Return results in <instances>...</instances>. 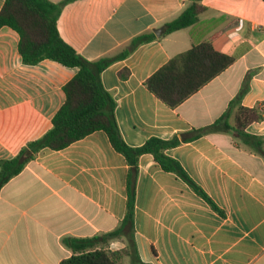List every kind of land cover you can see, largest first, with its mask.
Returning a JSON list of instances; mask_svg holds the SVG:
<instances>
[{
  "label": "crops",
  "instance_id": "crops-1",
  "mask_svg": "<svg viewBox=\"0 0 264 264\" xmlns=\"http://www.w3.org/2000/svg\"><path fill=\"white\" fill-rule=\"evenodd\" d=\"M6 0H0V11ZM60 2L63 0H52ZM190 0H72L61 11L62 37L88 60L118 56L133 38L153 32L101 75L116 101V118L133 147L214 124L229 109V128L167 150L208 194L217 210L152 154L139 158L135 239L150 264H264V0H202L192 26L165 25ZM164 28L158 36L156 29ZM212 40L235 61L175 108L146 85L171 58ZM20 35L0 29V160L16 156L53 126L78 72L51 59L26 64ZM240 97V103H232ZM262 116L237 127L239 107ZM28 154V153H27ZM1 169V168H0ZM126 157L103 130L54 150L44 148L0 190V264H61L73 255L68 238H93L118 229L127 213ZM127 234L111 240L116 251ZM130 257L124 258L130 264Z\"/></svg>",
  "mask_w": 264,
  "mask_h": 264
},
{
  "label": "trees",
  "instance_id": "trees-1",
  "mask_svg": "<svg viewBox=\"0 0 264 264\" xmlns=\"http://www.w3.org/2000/svg\"><path fill=\"white\" fill-rule=\"evenodd\" d=\"M69 1L72 0H6L0 11V29L9 26L20 35L19 51L24 63L37 64L44 59H51L79 69L64 86L66 100L54 115L53 126L44 135L29 142L13 158L0 160V190L42 149L60 150L94 131L103 130L132 168L128 178L126 217L122 225L112 232L93 238H68L67 244L74 253L61 264H125L124 258L127 256L130 257V264H150L141 260L135 239L136 174L139 158L146 153L152 154L164 170L174 172L185 179L220 211L208 194L189 176L182 164L167 154V150L205 133L229 128L230 109L214 124L202 129H193L183 133L181 137L175 136L168 140L153 137L141 146L128 145L118 126L116 101L105 89L101 75L117 57L128 55L156 35L150 32L136 36L118 56L88 60L65 41L59 31L58 20L62 8ZM190 1V5L177 18L165 25L167 33L192 26L199 21L205 6L201 3L202 0ZM234 61V56L220 52L214 47L212 40H207L171 58L146 80V85L169 107L175 108L225 71ZM238 103L240 97L232 105ZM261 118L255 108L241 105L237 127L241 137H248L244 132L247 124ZM124 233L127 234L128 245L121 250L109 249L111 240Z\"/></svg>",
  "mask_w": 264,
  "mask_h": 264
},
{
  "label": "water",
  "instance_id": "water-1",
  "mask_svg": "<svg viewBox=\"0 0 264 264\" xmlns=\"http://www.w3.org/2000/svg\"><path fill=\"white\" fill-rule=\"evenodd\" d=\"M163 31H164V28H159V29H156L155 30V33L158 35V36H160L162 33H163ZM30 154V152H28V155Z\"/></svg>",
  "mask_w": 264,
  "mask_h": 264
}]
</instances>
